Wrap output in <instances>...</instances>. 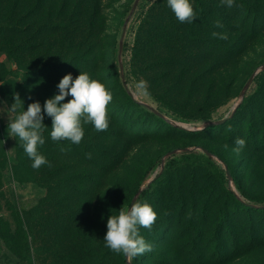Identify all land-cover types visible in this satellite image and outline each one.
Segmentation results:
<instances>
[{"label": "rangeland", "instance_id": "1", "mask_svg": "<svg viewBox=\"0 0 264 264\" xmlns=\"http://www.w3.org/2000/svg\"><path fill=\"white\" fill-rule=\"evenodd\" d=\"M190 2L197 18L180 23L167 0H0V20L14 27L0 36L8 45L0 47V63L7 67L0 65V109L10 108L19 94L25 111L37 101L43 110L69 73L74 79L87 73L113 95L108 129L97 132L84 124L78 145L52 141V120L45 114V143L38 151L51 167L39 169L18 138L8 135L9 117L23 109L0 112V264H125L123 255L105 246L107 220L130 208L147 168L161 157L163 164L143 186L167 170L146 200L157 219L151 230H139L153 250L127 261L264 264V228L256 226L255 215L249 224V216L234 211L228 192L264 201V119L255 118L249 129L246 112L234 116L254 73L245 96L252 98L254 113L263 115L264 0H234L231 8L221 0ZM155 4L157 36L139 67L137 32ZM56 20L61 26L55 33L35 36L32 26ZM17 23L25 26L24 40ZM166 26L167 44L158 37ZM141 80L147 82L143 93L135 88ZM125 88L146 107L131 104ZM228 117L225 127L204 131ZM237 138L246 141L239 154L233 151ZM208 152L216 155L217 169L206 160Z\"/></svg>", "mask_w": 264, "mask_h": 264}, {"label": "clouds", "instance_id": "2", "mask_svg": "<svg viewBox=\"0 0 264 264\" xmlns=\"http://www.w3.org/2000/svg\"><path fill=\"white\" fill-rule=\"evenodd\" d=\"M221 2L229 8L234 6V0ZM167 5L180 23H191L197 18L190 0H167ZM216 27L223 25L217 21ZM212 35L221 40L228 39L226 33L213 32ZM57 88L58 94L45 101L43 110L37 101L30 103L25 111L19 94H14V103L10 108L0 109V112L13 114L23 109L14 117L8 116V135L18 138L21 147L33 161L34 169L46 164L51 167V163L38 151V146L45 143V114L52 120L50 137L54 142L67 140L72 144H80L85 134L84 124H91L97 132L106 131L109 127L108 106L113 95L104 83L90 78L84 72H80L75 79L69 73L59 81ZM135 88L138 92H146L147 82L141 80L135 84ZM69 96L71 99L63 102ZM245 144L244 139L237 138L233 151L239 154ZM88 158H91L90 154ZM156 219L157 213L147 202L137 200L130 208L121 207L117 215H110L107 220V232L103 239L105 246L128 259L151 252L153 246L146 242L139 230H151Z\"/></svg>", "mask_w": 264, "mask_h": 264}, {"label": "trees", "instance_id": "3", "mask_svg": "<svg viewBox=\"0 0 264 264\" xmlns=\"http://www.w3.org/2000/svg\"><path fill=\"white\" fill-rule=\"evenodd\" d=\"M158 7H159V5H157V4L154 5V7L150 10L149 14L142 20L141 25H140V27L138 29V32H137L136 44H135V47H134V60L136 61V63H138L139 67L142 66L141 65V56H142L143 52H145L148 48H150L153 45L154 38L157 36L156 35L157 28L156 27H157V22L158 21H157V17L155 15V12L157 11ZM14 26L18 30V32L21 31L20 34L22 36V40H24V38L26 36V34L23 33V32H25V26L21 25V23H17ZM60 26L61 25H59L58 21L56 20V21H48L46 25L41 26V27L32 26L31 28L33 29V32H34L35 36H37L39 38H42V35L46 31H47L46 33H51V34L55 33ZM10 28H14L13 26H10V21L6 22V20H0V36H1V38H4L6 29H10ZM169 29L170 28L168 26H166V28L164 27V29H161L162 30L161 31L162 34L158 35V37H160L161 40H163L166 44L169 41L170 34H169V32H167V30L169 31ZM0 47L3 50H7L6 48L8 47V45L3 43V42H0ZM7 60H10V62L15 60V57L13 56L12 51H9ZM0 65L2 66L3 69L7 68L6 64H4L2 62L0 63ZM50 68L53 70L54 66H52ZM42 71H43V69H42ZM141 74L145 75L144 73H141ZM258 79L259 78L256 77L255 81H257ZM3 81L5 83V82L9 81V79L5 78V79H3ZM259 86H260V89H262L264 87V83L260 82ZM124 91H127V89L125 88ZM126 93H127L128 100H129V102L131 104H133V105H135L137 107L144 106L141 103L135 102V100L133 99L132 95L128 91ZM251 99L252 98H250L248 95L244 96L242 102L236 108V111H235V114H234V116H235V115H238L239 113L246 112L248 114V116L250 117V120L248 121V128L249 129L253 126V123L256 120L255 118L259 117L260 119H264V111H263V115H262V111H259L258 113L255 114L254 111L252 110L253 106H251L252 102L250 103ZM262 102H264V100ZM144 107H146V106H144ZM152 115L155 116L160 122H163V123L166 122V120L161 115V113H158L157 111H154L152 113ZM231 121H232L231 118H229V117L225 118V121L219 124L220 126H218V125L209 126V127L205 128L204 131L215 130V129H218V128L225 127L226 125L231 123ZM249 133H251V131ZM208 154L209 155H207L205 157L206 160L211 165L214 166V169H217L218 168V164L215 161L216 155L212 154L211 152H208ZM168 158L170 159V162H168V164H173L172 166L174 167L175 166V161H174L173 156L169 155ZM162 159H163V157H161L159 159H155L150 164V166L147 168L142 180L139 183L138 189H137L136 195L142 189V191L138 194L137 200H140L141 202H146V200L148 199L149 195L151 194V192L153 191V189L155 187V183L157 181L163 180L164 176L167 175V173H166L167 170H164V168H161L158 171L157 175L145 187H143L144 184L148 180H150V178L152 177L155 168L159 164L160 165L163 164ZM227 172H230V175L232 177V182L235 185V187L238 189V191L240 193H242V194H245V191L242 189L240 183L237 182L234 179V177L232 176L231 171L228 169ZM219 177H220V179H219L220 182H223L222 184H224V182L226 180H224V177L222 176V174H220ZM228 192H230L231 196L233 197V199L235 201V205L236 206L234 207V211H236V208H239L240 211L243 212V214L245 216H249V221H250L249 224L254 222L253 216L255 215L257 217L256 226L264 228V201H254L250 197H246V196L244 197V199H241V197H239L235 193V191H233L230 188L228 189ZM131 204H132V202L130 203V207H131ZM250 226H251V228H253L254 225L252 224ZM250 226H249V228H250ZM234 237L235 236H233V239H234ZM215 241L219 244V242H218L219 240L218 239H215ZM218 244L215 246L216 250H217ZM123 261H124L125 264H137L136 260L130 261V263H129L127 261L126 257H124V256H123Z\"/></svg>", "mask_w": 264, "mask_h": 264}, {"label": "water", "instance_id": "4", "mask_svg": "<svg viewBox=\"0 0 264 264\" xmlns=\"http://www.w3.org/2000/svg\"><path fill=\"white\" fill-rule=\"evenodd\" d=\"M262 69H264V66H263ZM255 75H256V73H254V74L249 78V80H248V82H247V84H246L244 90L242 91V94H241V95H242L243 98H244V96H245V94H246V91L248 90V88H249L250 85L252 84ZM224 121H225V119L222 120V121H220V122H218V123H222V122H224ZM218 123H215V122H213V123H208L207 125H205V127L214 126V125H216V124H218ZM227 173H228V177L231 179L230 172H227ZM141 191H142V189L139 191V193H140ZM139 193H138V194H139ZM138 194L134 197V199H133V201H132V204H133L134 202H136L137 197H138ZM132 204H131V205H132Z\"/></svg>", "mask_w": 264, "mask_h": 264}]
</instances>
